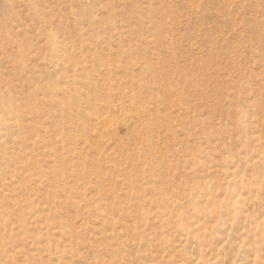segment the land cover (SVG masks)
<instances>
[{
    "label": "rangeland",
    "instance_id": "rangeland-1",
    "mask_svg": "<svg viewBox=\"0 0 264 264\" xmlns=\"http://www.w3.org/2000/svg\"><path fill=\"white\" fill-rule=\"evenodd\" d=\"M0 264H264V0H0Z\"/></svg>",
    "mask_w": 264,
    "mask_h": 264
},
{
    "label": "bare ground",
    "instance_id": "bare-ground-1",
    "mask_svg": "<svg viewBox=\"0 0 264 264\" xmlns=\"http://www.w3.org/2000/svg\"><path fill=\"white\" fill-rule=\"evenodd\" d=\"M158 63V62H157ZM150 67V66H149ZM137 93V92H136ZM115 94V93H114ZM115 98V97H114ZM120 98V97H119ZM136 98H137V96H136ZM121 99V98H120ZM110 101V100H109ZM117 101V100H116ZM137 102H138V100H136ZM133 102H135V100L133 101ZM136 102V103H137ZM102 106V105H101ZM134 106V105H133ZM110 107V106H109ZM116 106H114L113 108H115ZM135 107V106H134ZM101 108V107H100ZM105 108H106V106H105ZM133 108V107H132ZM136 108H137V106H136ZM149 108V107H148ZM116 110V109H115ZM139 110V109H138ZM132 111H133V109H132ZM103 112V111H102ZM106 112V111H105ZM115 112V111H114ZM117 112V111H116ZM130 113V112H129ZM150 115V114H149ZM138 116H140L139 114H138ZM148 117V116H147ZM135 118V117H134ZM138 118H140V117H138ZM149 119V118H148ZM171 119V118H170ZM105 120V119H104ZM106 120H107V118H106ZM139 120V119H138ZM103 121V120H102ZM108 121H109V119H108ZM107 121V122H108ZM113 121V120H112ZM150 121V120H149ZM156 121V120H155ZM109 122H111V121H109ZM151 122V121H150ZM97 123V122H96ZM99 123H101V122H99ZM4 124H5V126H8V125H6L7 123L6 122H4ZM141 124V123H140ZM101 125V124H100ZM105 125V124H104ZM158 125V124H157ZM100 127V126H99ZM113 127V126H112ZM97 128V127H96ZM118 128V127H117ZM151 128V127H150ZM114 131V130H113ZM143 132H145V131H143ZM151 132V131H150ZM102 134V133H101ZM104 134V133H103ZM99 136V135H98ZM97 136V137H98ZM105 138V137H104ZM99 139V138H98ZM101 139V138H100ZM95 140V139H94ZM100 141V140H99ZM93 144V143H92ZM104 145V144H103ZM134 145V144H133ZM144 145V144H143ZM146 154V153H145ZM144 158H146V157H144ZM150 158V157H149ZM107 160V159H106ZM145 162V161H144ZM114 184V183H113Z\"/></svg>",
    "mask_w": 264,
    "mask_h": 264
}]
</instances>
